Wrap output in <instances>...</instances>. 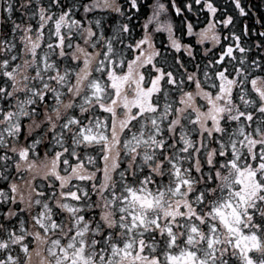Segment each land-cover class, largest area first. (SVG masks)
<instances>
[{
  "label": "snow or ice",
  "instance_id": "snow-or-ice-1",
  "mask_svg": "<svg viewBox=\"0 0 264 264\" xmlns=\"http://www.w3.org/2000/svg\"><path fill=\"white\" fill-rule=\"evenodd\" d=\"M250 11L0 0V264H264Z\"/></svg>",
  "mask_w": 264,
  "mask_h": 264
},
{
  "label": "rangeland",
  "instance_id": "rangeland-1",
  "mask_svg": "<svg viewBox=\"0 0 264 264\" xmlns=\"http://www.w3.org/2000/svg\"><path fill=\"white\" fill-rule=\"evenodd\" d=\"M245 3H246V0H245ZM259 3H256V5H258ZM255 5V6H256ZM262 13V16H264V10L263 11H260V14ZM240 23H243V21H240Z\"/></svg>",
  "mask_w": 264,
  "mask_h": 264
},
{
  "label": "trees",
  "instance_id": "trees-1",
  "mask_svg": "<svg viewBox=\"0 0 264 264\" xmlns=\"http://www.w3.org/2000/svg\"><path fill=\"white\" fill-rule=\"evenodd\" d=\"M256 10H258V9L256 8ZM260 16H262V13L260 14ZM177 23H178V21H177Z\"/></svg>",
  "mask_w": 264,
  "mask_h": 264
},
{
  "label": "water",
  "instance_id": "water-1",
  "mask_svg": "<svg viewBox=\"0 0 264 264\" xmlns=\"http://www.w3.org/2000/svg\"><path fill=\"white\" fill-rule=\"evenodd\" d=\"M254 15L256 16V14L254 13Z\"/></svg>",
  "mask_w": 264,
  "mask_h": 264
}]
</instances>
